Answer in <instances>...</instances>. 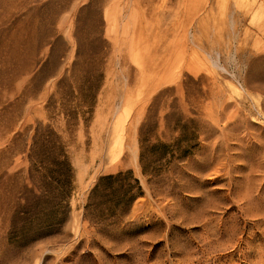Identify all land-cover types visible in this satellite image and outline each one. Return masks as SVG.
Here are the masks:
<instances>
[{
	"label": "rangeland",
	"instance_id": "rangeland-1",
	"mask_svg": "<svg viewBox=\"0 0 264 264\" xmlns=\"http://www.w3.org/2000/svg\"><path fill=\"white\" fill-rule=\"evenodd\" d=\"M0 264H264V0H0Z\"/></svg>",
	"mask_w": 264,
	"mask_h": 264
},
{
	"label": "trees",
	"instance_id": "trees-1",
	"mask_svg": "<svg viewBox=\"0 0 264 264\" xmlns=\"http://www.w3.org/2000/svg\"><path fill=\"white\" fill-rule=\"evenodd\" d=\"M61 163L62 164H65L66 162L65 161H62ZM130 174H132V172L128 171L126 173L119 172L117 174H109V175L102 176L100 178L98 184L95 187V191L97 189H99L100 187H110V186H113L115 184H120L123 181H125L126 179H128V177H129ZM66 177H67L66 178V180H67L68 179V174H66ZM65 183L67 184L68 183V180ZM130 185H131L130 187H133L132 184H130ZM131 191H132V188L126 190L125 191V194L126 195H129ZM120 192H121L120 190L114 189L113 191H111L110 195L118 196V193H120ZM134 197H135V195H131L128 200L130 201V200L134 199Z\"/></svg>",
	"mask_w": 264,
	"mask_h": 264
}]
</instances>
